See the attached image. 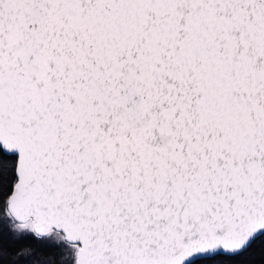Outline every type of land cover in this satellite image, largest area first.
<instances>
[{
	"label": "snow or ice",
	"instance_id": "snow-or-ice-1",
	"mask_svg": "<svg viewBox=\"0 0 264 264\" xmlns=\"http://www.w3.org/2000/svg\"><path fill=\"white\" fill-rule=\"evenodd\" d=\"M264 264V0H0V264Z\"/></svg>",
	"mask_w": 264,
	"mask_h": 264
},
{
	"label": "trees",
	"instance_id": "trees-1",
	"mask_svg": "<svg viewBox=\"0 0 264 264\" xmlns=\"http://www.w3.org/2000/svg\"><path fill=\"white\" fill-rule=\"evenodd\" d=\"M199 264H214L212 261H201Z\"/></svg>",
	"mask_w": 264,
	"mask_h": 264
}]
</instances>
